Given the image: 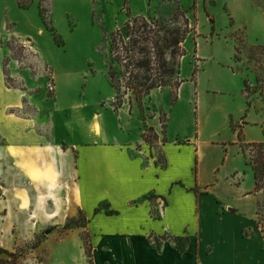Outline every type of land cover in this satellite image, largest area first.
<instances>
[{
  "label": "crops",
  "instance_id": "1",
  "mask_svg": "<svg viewBox=\"0 0 264 264\" xmlns=\"http://www.w3.org/2000/svg\"><path fill=\"white\" fill-rule=\"evenodd\" d=\"M246 6L264 25V10ZM245 26L252 31L255 23ZM202 30L183 44L176 101L155 89L147 98L154 113L144 115L136 101L111 103L116 90L108 70H52L55 91L47 96L49 76L21 69L9 45L27 41L48 62L41 42L48 35L56 45L40 3L23 9L17 0H0L3 218L68 219L77 208L96 239L94 264H264V239L252 227L262 196L248 165L250 145L264 142V95L247 91L257 77L240 68L231 41L204 53ZM7 72L27 90L11 87ZM27 103L34 115L25 112ZM146 129L156 135L154 145ZM14 171L25 186L11 181ZM119 218L125 220L117 224ZM148 235L164 238L154 244Z\"/></svg>",
  "mask_w": 264,
  "mask_h": 264
},
{
  "label": "rangeland",
  "instance_id": "2",
  "mask_svg": "<svg viewBox=\"0 0 264 264\" xmlns=\"http://www.w3.org/2000/svg\"><path fill=\"white\" fill-rule=\"evenodd\" d=\"M23 1L32 3L34 0ZM36 1L40 3L46 14L52 16L50 15V12L52 14L51 0ZM251 2L264 10V0H60L57 1L58 8L53 26L65 45L59 46L50 32L56 46L49 42L52 40L48 35L40 45L42 54L48 62L40 59L31 50L30 43L27 41L12 40L9 45L13 49L14 58L20 61L21 69L32 70L33 75L42 73L49 76L47 96L53 97L55 81L52 70H65V72L72 70L77 73L79 70H88L90 73L108 70L105 35L107 34L110 39L112 32L124 26L128 20L129 10L133 16L151 12L153 15L168 18L181 9L183 12L187 11L194 31L199 28L202 30L204 26L208 30L211 28L208 32L202 30L200 34L204 49L206 47L209 49L206 48L208 51L204 53L210 54L215 50V46L223 48V43L231 41L236 47V59L242 62L240 68L254 71L257 77L255 85L246 83L247 91L253 93L261 90L264 95V25L249 12L247 6L245 7ZM66 8H69L70 12L64 16ZM232 8H241V10L235 14ZM247 22L255 23L252 31L245 26ZM256 38L259 41H253L251 45L248 43ZM7 75V82L11 87H21L27 90L22 81L13 79L9 72ZM176 83L175 80L170 86L161 90L170 92L172 98L176 94ZM38 90L39 88L35 86L29 92L35 93ZM222 95L225 96V94ZM115 100L116 98L111 103H115ZM125 101L129 102L127 97ZM148 103L147 99L142 105L139 106L136 103L135 105L142 108L144 115H152L154 110L147 111V109L152 110V107H148ZM25 112L34 115L37 108L27 103ZM161 118L165 122L167 114L162 112ZM145 140L150 145H154L157 137L152 130L146 129ZM251 150L252 148L249 147L248 161L253 159ZM158 161L164 163L161 154L158 156ZM10 179L16 187L25 186L26 180L16 171L12 172ZM5 193L4 183L0 179V201L6 196ZM260 194L262 198L258 215L254 217L255 223L252 227L255 234H259L264 239V190ZM103 208L106 209V206L104 205ZM4 214V209L0 204V248L12 255H1L0 264H94L93 247L96 239L86 229L88 222L77 208H73L72 216L68 219L54 220L49 217L42 220L30 217L26 219L25 216L5 219ZM119 219L117 224L125 220ZM248 233L251 234V232ZM148 237L154 244L161 243V238H164H152V235ZM88 244H92V248ZM185 244V241L180 240L181 246Z\"/></svg>",
  "mask_w": 264,
  "mask_h": 264
},
{
  "label": "trees",
  "instance_id": "3",
  "mask_svg": "<svg viewBox=\"0 0 264 264\" xmlns=\"http://www.w3.org/2000/svg\"><path fill=\"white\" fill-rule=\"evenodd\" d=\"M17 1L23 9L32 6V3ZM40 14L56 43L64 46L65 42L54 29L52 16L46 14L41 6ZM187 14V11L179 9L168 18L151 12L133 16L129 10L124 26L112 32L110 39L105 35L108 75L116 90V108L124 104L126 97L131 104L136 101L142 105L153 90L168 87L175 80L176 94L172 96V103L176 101L177 90L183 82L180 77L181 60L187 55L183 44L194 32ZM3 144L4 140L0 136V145ZM250 147L253 159L248 161V165L254 171L255 191L261 192L264 190V142L251 144ZM3 254L12 255L0 248V256Z\"/></svg>",
  "mask_w": 264,
  "mask_h": 264
}]
</instances>
